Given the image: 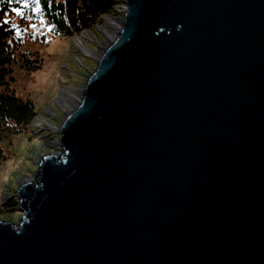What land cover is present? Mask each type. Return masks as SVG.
Instances as JSON below:
<instances>
[{"label": "water", "instance_id": "obj_1", "mask_svg": "<svg viewBox=\"0 0 264 264\" xmlns=\"http://www.w3.org/2000/svg\"><path fill=\"white\" fill-rule=\"evenodd\" d=\"M122 5L0 264H264V0Z\"/></svg>", "mask_w": 264, "mask_h": 264}, {"label": "rangeland", "instance_id": "obj_2", "mask_svg": "<svg viewBox=\"0 0 264 264\" xmlns=\"http://www.w3.org/2000/svg\"><path fill=\"white\" fill-rule=\"evenodd\" d=\"M119 7L124 6L121 3L115 7L112 15L100 17L91 30L76 35L84 36V48L89 53L82 52L74 44L75 36L54 37L49 27L43 25L37 32L44 36V43L33 44L30 38L26 39L27 44L22 49L40 54L42 67L30 74L14 68V80H10V86L17 96L32 102L37 116L22 133H0V151L4 156L0 162V208L6 207L11 200L16 203L15 191L22 182L34 179L39 157L56 152L57 148L53 146L58 142L57 130L61 121L76 105L80 90L96 67V59L109 44V37L105 36L103 28L109 32L111 28L107 27L105 18L122 19L124 12ZM61 92L76 97L75 102L67 103L68 108L63 109L58 104ZM21 217L22 213L17 211L16 205L12 213L0 215V222L10 220L16 225Z\"/></svg>", "mask_w": 264, "mask_h": 264}, {"label": "trees", "instance_id": "obj_3", "mask_svg": "<svg viewBox=\"0 0 264 264\" xmlns=\"http://www.w3.org/2000/svg\"><path fill=\"white\" fill-rule=\"evenodd\" d=\"M121 3L122 0H0V133H22L37 116L32 102L17 96L10 86L14 68L30 74L42 67L40 54L22 49L26 39L33 44L44 43V36L37 32L41 25L49 27L54 37L80 35L91 30L100 17L112 15ZM3 158L0 151V162ZM15 207V200L9 201L0 208V215L12 213Z\"/></svg>", "mask_w": 264, "mask_h": 264}, {"label": "bare ground", "instance_id": "obj_4", "mask_svg": "<svg viewBox=\"0 0 264 264\" xmlns=\"http://www.w3.org/2000/svg\"><path fill=\"white\" fill-rule=\"evenodd\" d=\"M105 23H106L107 27L111 28V32L106 31L104 28H103V32H104L105 36H107V38L109 37L111 39L112 38V35L114 33V30H116L117 25H119V23L116 20L111 19L110 17L105 18ZM83 38H84V36H82V37H75L73 39V42H74V44L77 45V47L82 52L89 53L84 48ZM75 100H76V97L72 96L71 94H68L67 92H61V94L59 95V98H58V104L64 109V108H68L67 103L69 101L75 102ZM28 181L29 180L24 181L22 183H26Z\"/></svg>", "mask_w": 264, "mask_h": 264}]
</instances>
